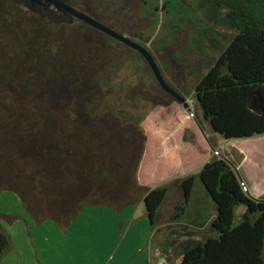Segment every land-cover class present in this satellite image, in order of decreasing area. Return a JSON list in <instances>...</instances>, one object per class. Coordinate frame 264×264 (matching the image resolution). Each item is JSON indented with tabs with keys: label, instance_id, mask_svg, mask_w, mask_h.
Instances as JSON below:
<instances>
[{
	"label": "trees",
	"instance_id": "16d2710c",
	"mask_svg": "<svg viewBox=\"0 0 264 264\" xmlns=\"http://www.w3.org/2000/svg\"><path fill=\"white\" fill-rule=\"evenodd\" d=\"M140 1L144 6L151 3V0ZM181 3L186 4L187 0H166L162 4L163 18L157 33L154 31L147 35L145 44L138 43L151 53L146 46L149 41L156 45L161 41H172L177 31L186 28L187 10L193 17L192 8L196 7L202 17L196 16L197 22L192 19L196 26L189 32V40L201 53L206 48L218 52L213 60L205 59L199 72L192 70L189 74L193 79L192 87L189 86L195 113L199 109L203 116L199 119L201 126L209 133L210 142L215 136L237 140L264 135V0H189L188 5L178 8ZM155 8L158 9L157 5ZM87 11L118 30L103 21V16L95 12V8ZM17 14L0 20L3 44H9L8 50L2 51L0 60L10 68L9 79L4 86L14 85L21 97L34 103L24 106L14 98L6 97L5 93L0 95V107L7 112L6 115L0 114V189H10L19 194L36 221L53 219L62 228H67L85 206L108 205L119 211L142 201L152 229H155L150 245L164 254L163 246L166 244L158 237L163 229H158L159 222L156 221L170 195L171 184L163 182L151 187L141 182L139 172L147 147L143 121L123 116L126 108L115 99L116 90L122 85L118 83L116 71L107 67L109 71L102 75L106 69L104 66H110L113 59L112 55L108 56L111 47H107L102 39L130 51L136 50L88 25L80 24V28L66 25L65 30L70 29L67 31L70 36L64 38V53L60 59L55 54V62L50 64L48 74L44 63L46 47L42 25L21 11ZM163 29L168 34L159 38ZM13 48L15 54L11 52ZM136 53L143 61L142 67L149 70L157 82L147 60L138 51ZM61 71L63 77L60 76ZM163 76L168 85L181 95ZM114 79L118 83L116 87H113ZM48 83L51 89L46 91ZM134 85L136 83L133 82L125 85L118 94L120 100L124 93L126 99L123 98L129 103L128 93ZM86 86L88 90H85ZM93 86L97 95H102L96 106L86 100V94L87 99L93 100L89 93ZM165 93L169 100L163 102L164 105L178 102ZM41 94L43 98L38 99ZM255 94L261 99L260 112L250 108V99ZM58 95L65 103L63 111L51 108L59 100ZM66 98L71 99L68 106ZM134 98L135 95L132 100ZM147 105L152 106L145 104L138 111H146ZM107 114L115 117L117 127L124 130L128 126L131 128L129 120L137 123L134 127L141 138L139 145L133 146L136 147L133 153L138 150L139 154L132 153L127 165L119 166L112 159L101 156L97 159L87 157L93 151H88V143L84 139L97 141L93 135L97 128L103 126ZM57 117L67 122L65 128L60 129ZM120 117L127 122L122 124L123 118L121 120ZM95 122L99 124L97 127H93ZM103 143L107 146L109 142ZM172 156L163 159L167 161ZM146 167L151 168L150 164ZM83 168L84 174L81 173ZM197 181H200L205 197L213 201L215 217L208 228L200 215L190 220L193 224H186L192 229L198 227L199 237L189 238L179 245L177 257L180 261L176 264H264V195L261 199L251 197L229 162L217 157L204 163L198 173L179 179L184 202L188 206ZM183 204L173 208L170 221L185 216ZM241 205L246 210L240 215V222L234 224L237 208ZM10 245V236L0 228V262Z\"/></svg>",
	"mask_w": 264,
	"mask_h": 264
},
{
	"label": "rangeland",
	"instance_id": "374dc122",
	"mask_svg": "<svg viewBox=\"0 0 264 264\" xmlns=\"http://www.w3.org/2000/svg\"><path fill=\"white\" fill-rule=\"evenodd\" d=\"M81 1L84 8H89L90 11L95 8V12L103 16V21L110 23L114 28L116 27L118 32L128 35L131 40L137 43L145 44L146 36L154 31L157 33L159 29L163 18L162 4L166 0H151V3L146 6L142 5L140 0H79L80 3ZM186 4H189V0ZM186 4L181 3L178 8ZM156 5L158 9L155 8ZM21 9L17 10L22 14ZM192 9L193 17L187 10L186 28L177 31L172 41L166 40L165 43L161 41L156 45L151 44V40L146 44L163 74L186 98L190 110L176 101L164 105L163 102L169 100L168 96L156 80L150 76L149 70L142 67L143 61L136 51H130L127 47L102 39L106 41L107 47H111V50L108 49V56H113L110 66H104L106 69L102 71V75L109 71H107V67L116 71L118 83L122 85L116 90L115 99L117 98L119 103L121 101V106L126 108L123 111V116L128 119L133 116L143 121L142 126L147 136V147L139 172L140 180L151 187L163 182L171 184L170 195L156 221L159 222L158 226L161 225L160 228L163 229L162 234L158 235L160 241L168 239L163 249L165 250L164 254L168 253L169 255L164 257L165 262L160 264H176L180 260L177 257L179 245L189 238L199 237L198 227L192 229L186 225L193 224V221L190 222V220L194 219L196 215H200L201 220L206 222V228H208L215 217L214 203L209 197V199L205 197L200 181L195 184L189 206L184 202L185 198L179 182L181 177L198 173L204 163L212 157H217L229 162L240 178L245 191L251 197L261 199L264 195V135L253 137L245 144H239V141L235 139L223 140L216 136L213 142H210L209 133L199 122L200 118L203 119L199 109L196 111V116L191 88L193 79L189 74L192 70L199 72L205 59L213 60L218 52L213 48L210 50L206 48L202 49L201 53L199 48L191 44L188 36L196 26L193 21L196 20V16L202 17L196 7ZM166 20L165 18L164 21ZM76 27L80 28V24H76ZM67 31L62 32L63 39L65 36L66 38L70 36ZM134 33L137 35L135 36ZM165 34L168 32L163 29V34L159 38H163ZM115 52L116 57L114 56ZM106 53L105 56H107ZM8 72L7 65L0 68L2 75L0 76V95L5 93L9 98L12 95L24 106L33 104L32 100L21 97L9 86H4L3 74H8ZM132 82L136 85L128 93L129 103L125 100L124 93L121 94L120 100L119 92L121 93L125 85ZM118 83L114 79L113 87H116ZM87 88L88 86L85 90L89 89ZM135 91L136 93H134ZM89 93L93 100L87 99L86 94L87 103L96 106L102 95L100 93L97 95L95 87ZM134 95L135 98L132 100ZM42 98V94L38 96V99ZM66 100L68 106L71 99L66 98ZM145 104H152V106L147 105L146 111H138ZM250 108L255 112H260L257 94L251 97ZM0 110H3L0 112L1 115L7 114L3 108L0 107ZM122 118L120 117L121 120ZM125 118L121 121L122 124L127 122ZM115 119L112 115L107 114L104 116L103 126L95 130V135L89 131L97 141L92 138L84 139L88 143V151H93L87 154V157L97 159L98 156H101L112 159L119 166L124 163L127 165L132 158L133 149L139 145L140 133L134 127L137 125L135 121L129 120L128 125L131 128L128 126L127 130H124L122 127H117V119ZM57 122L60 129L65 128V123H67L61 117H57ZM98 125L96 123V126L93 125V127ZM106 140L109 142L107 146V143H103ZM134 145L136 147H133ZM164 146L176 154L167 158V161L162 158V155H159ZM190 148L197 151L192 152L188 150ZM184 150H188V152L185 154ZM136 153L139 154L138 150H135L133 155ZM177 154L186 155V161L179 163ZM180 159H184L182 155H180ZM148 164L151 168L146 167ZM81 173H85L84 168ZM247 180L248 182L252 180L250 182L254 183L253 188L250 182H246ZM181 203H184L183 205L186 207L185 216L170 221L173 208ZM245 210L243 205L237 208L234 224L240 222V215ZM56 222L58 221L53 219L44 222L36 221L24 206L19 194L10 189H0V228L8 233L11 243L0 264H154L150 239L155 229H152L142 201L127 205L119 211L108 205L85 206L81 209L80 214L70 221L72 223L67 228L60 227ZM169 222H174V225ZM168 257H172V261ZM157 259L154 256L155 263Z\"/></svg>",
	"mask_w": 264,
	"mask_h": 264
},
{
	"label": "flooded vegetation",
	"instance_id": "af4514ba",
	"mask_svg": "<svg viewBox=\"0 0 264 264\" xmlns=\"http://www.w3.org/2000/svg\"><path fill=\"white\" fill-rule=\"evenodd\" d=\"M67 4L71 5L72 7L83 11L84 13H87L91 15L88 11L87 8L83 7L82 1L81 3L79 0H69ZM18 7L22 8V13H24V16H31L32 18H35V21H39V25H42V30L45 33V47H46V60L44 61L45 67L47 70V73L49 74V66L52 62H55V54H58V58L62 57L64 53V39L62 37V32L65 30L66 25H76V24H86L83 20H80L76 17H74L71 21V23L66 22V13L57 9L54 5L51 6V13H52V18H49L48 16L43 17L38 13H33L30 10H28L26 7L23 5H18L14 2V0H0V20L2 19H7V18H12L18 16ZM92 16V15H91ZM94 17V16H92ZM95 18V17H94ZM97 19V18H96ZM33 21V22H35ZM89 26V25H88ZM91 27V26H89ZM93 28V27H91ZM95 29V28H93ZM97 30V29H95ZM99 31V30H97ZM117 31V30H116ZM101 32V31H100ZM103 33V32H102ZM105 34V33H104ZM107 35V34H106ZM109 36V35H108ZM114 39V38H113ZM3 39L1 38V30H0V60L3 57L2 51H7L9 44H3ZM12 54H15V49L13 48L11 50ZM51 56V58H50ZM57 58V60H58ZM8 63V62H6ZM9 64V63H8ZM6 66L5 64L0 63V68ZM10 72V68H9ZM9 72L8 74H3V81L6 82L9 79ZM0 76L1 73H0ZM60 76L63 77V72L61 71ZM60 85V82L59 84ZM11 90H13L15 93H17V90L14 85H7ZM53 86H56V84H53ZM50 88V84H47V89L48 91ZM56 102L55 106L54 103L51 108L52 110H58V111H63L65 108V103L62 99H60ZM10 98H14L12 95ZM2 112V110H0Z\"/></svg>",
	"mask_w": 264,
	"mask_h": 264
},
{
	"label": "water",
	"instance_id": "95a60500",
	"mask_svg": "<svg viewBox=\"0 0 264 264\" xmlns=\"http://www.w3.org/2000/svg\"><path fill=\"white\" fill-rule=\"evenodd\" d=\"M68 1L69 0H14L16 4L23 5L31 12L38 13L43 17L48 16L49 18H52L53 16L51 13V6L54 5L57 9L66 13V22L71 23L72 19L76 17L80 20H83L89 26L109 35L110 37L124 43L128 47L138 51L147 60L161 88L170 95H172L179 103L184 106V108L190 110V105L186 98L177 93L168 85L158 66V63L145 47L131 40L128 35L122 34L110 28L108 25L103 24L102 21L92 17L91 15L72 7L71 5L67 4ZM258 99L261 107V99L259 96Z\"/></svg>",
	"mask_w": 264,
	"mask_h": 264
},
{
	"label": "crops",
	"instance_id": "0c3cea01",
	"mask_svg": "<svg viewBox=\"0 0 264 264\" xmlns=\"http://www.w3.org/2000/svg\"><path fill=\"white\" fill-rule=\"evenodd\" d=\"M250 139L251 138H249V139H237V141H239V144H245V143H247L248 141H250ZM224 140V139H223ZM188 150H191L192 152L193 151H197V150H193L192 148H190V149H188ZM188 150H184V153L186 154L187 152H188ZM162 158L163 157H168V156H174V155H176V154H173L172 152H171V150H168V147H165L164 146V149H163V152H162ZM180 155H182V157L184 158V159H180ZM177 156H178V162L180 163L181 161L182 162H185L186 161V155H184V154H177ZM236 160V159H235ZM251 182H252V180H250ZM249 181V182H250ZM246 182H248V180L246 181ZM248 182V183H249ZM250 182V183H251ZM253 184L254 183H251V187L253 186ZM253 188V187H252ZM166 223V222H165ZM161 227V225H159L158 226V229ZM171 233H172V231H171ZM167 234V233H166ZM168 241V239H166V240H164V244H166V242ZM153 253H152V259H153V261H154V264H160L161 262L163 263V262H165V260L166 259H164V257L166 258L167 257V255H169L168 253L167 254H163L162 252H160L159 251V249H157V248H155V247H153ZM156 250V251H155ZM159 253V255L157 256V254ZM154 256H155V258L157 259V262L155 263V260H154ZM168 258H170V260L172 261V257H168ZM180 261V260H179ZM179 261H177V263L179 262Z\"/></svg>",
	"mask_w": 264,
	"mask_h": 264
}]
</instances>
